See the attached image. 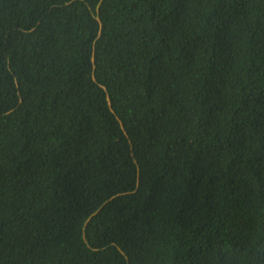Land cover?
Instances as JSON below:
<instances>
[{
	"label": "trees",
	"instance_id": "1",
	"mask_svg": "<svg viewBox=\"0 0 264 264\" xmlns=\"http://www.w3.org/2000/svg\"><path fill=\"white\" fill-rule=\"evenodd\" d=\"M0 264H264V0H0Z\"/></svg>",
	"mask_w": 264,
	"mask_h": 264
}]
</instances>
